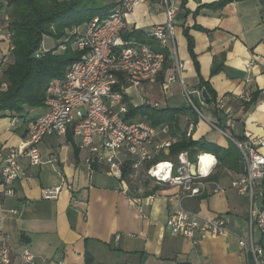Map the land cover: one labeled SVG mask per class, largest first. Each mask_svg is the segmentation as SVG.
<instances>
[{
    "label": "crops",
    "instance_id": "0c3cea01",
    "mask_svg": "<svg viewBox=\"0 0 264 264\" xmlns=\"http://www.w3.org/2000/svg\"><path fill=\"white\" fill-rule=\"evenodd\" d=\"M118 1L96 0L97 4L104 2L99 5ZM213 1L216 0H187L183 7L182 0H171L176 10L173 24L184 87L198 106L206 109L204 112L201 108L205 116L218 123L199 87L200 76L209 81L222 104L221 124L226 127L230 120L236 123L234 129L226 128L228 133L248 131L264 138V0L233 2L219 10L202 8L195 14L198 6ZM126 18L130 30L143 31L166 21L161 0L136 5ZM185 29L194 39L200 75L188 50ZM3 30L0 28V62L9 48ZM216 63L223 68L211 75ZM172 71H161L158 83L145 88L146 102L140 104H151L152 93L162 87ZM174 85L183 89L179 81L171 87ZM254 93L256 101L246 110L238 97L243 94L250 99ZM128 99L134 103L132 95ZM44 110L31 109L29 116ZM26 120L10 113L0 116V166L5 151L26 140ZM181 128L190 132L194 140L204 139L224 148L231 143L199 116L196 126L189 116H183ZM66 134H50L43 139L39 166L30 165L26 156L19 157L25 176L12 183L14 194L6 193L0 185V217L12 250L5 264H20V255L26 249L34 254L35 264H248L238 242L240 237L249 236L248 199L230 188L231 180L242 173L240 166L224 167L218 159L211 179L224 190L214 193L209 189L207 194L183 200L185 208L203 216L225 215L231 229L227 236L204 237L195 243L171 234L166 226L169 197L178 194L177 187L156 185L141 173L122 182L108 173L107 165L90 168L85 162L87 152L79 149L76 153ZM72 135L78 146L79 139ZM194 151L203 152L193 148L190 158ZM261 151L264 154V147ZM55 187H60L56 199L42 197L44 189ZM132 197L141 198L135 202ZM254 237L262 240L259 231H254Z\"/></svg>",
    "mask_w": 264,
    "mask_h": 264
},
{
    "label": "built area",
    "instance_id": "2783aa9c",
    "mask_svg": "<svg viewBox=\"0 0 264 264\" xmlns=\"http://www.w3.org/2000/svg\"><path fill=\"white\" fill-rule=\"evenodd\" d=\"M146 1L119 0L107 14L93 17L83 25L82 30H76L81 57L68 67L64 79L51 82L44 112L27 122L26 140L17 148L5 151L0 166V185L6 188V193L14 194L12 183L25 176L19 157H28L32 166L41 165L40 144L43 139L50 134L64 135L70 129L79 139V149L87 152L85 162L88 167L107 165L108 173L123 182L122 170L129 164L128 178L141 173L156 185L179 189L177 195L169 197L166 226L171 234L195 243L204 237L227 236L231 229L225 215L203 216L183 205L187 197L207 194L209 189L214 193L224 190L220 183L211 179L218 165V157L208 153L210 159H204L207 153L200 152L192 160L189 151H185L176 160L165 159L174 142L169 138V127L154 126L146 119L127 116L129 90L135 89L142 101L146 102L145 88L158 83L166 62L164 51L124 36L130 31L127 14ZM161 5L166 21L152 25L148 36L157 41L161 48H168L173 60V71L162 83V88L168 91L173 83L179 81L200 119L207 120L241 151L244 172L230 183V188L248 199L246 217L249 236L239 238L240 252L248 264H264V154L261 151L264 138L243 131L245 139H235L226 129L208 119L191 98L182 81L183 64L178 58L173 24L176 10L171 0H161ZM5 20H8L7 15ZM6 36L10 44L11 34L7 32ZM251 65L249 63L247 66ZM244 99L243 94L239 95L238 100ZM218 103L221 107V102ZM153 106L160 107V104ZM235 127L236 123L230 120L228 128ZM190 134L188 132L187 135ZM59 192L60 187L47 188L43 190L42 197L56 199ZM123 192L128 193V189H123ZM140 198L132 197L135 202H139ZM254 231L261 233L262 240H255ZM10 254L12 250L3 230V217H0V264L9 262ZM20 264H35L34 254L28 249L24 250L20 255Z\"/></svg>",
    "mask_w": 264,
    "mask_h": 264
},
{
    "label": "trees",
    "instance_id": "16d2710c",
    "mask_svg": "<svg viewBox=\"0 0 264 264\" xmlns=\"http://www.w3.org/2000/svg\"><path fill=\"white\" fill-rule=\"evenodd\" d=\"M238 1L243 0H216L204 3L198 6L195 14L202 8L219 10L225 5ZM186 2L187 0H182L183 7ZM115 4L99 5L96 0H0V26L5 28L6 33L11 34L8 51L0 62V116L10 113L12 116L26 118L27 124L28 120L34 117L29 116L31 109H44L51 82L64 79L68 67L81 57L82 53L77 48L79 34L76 30L93 17L107 14ZM6 15L8 20H5ZM196 27L202 29L198 25ZM148 35L149 31L133 29L124 36L128 39L135 38L156 50L164 51L166 62L163 70L173 69L169 49L161 48L159 43ZM45 36L53 38L56 44L46 48L43 42ZM185 36L188 39V50L200 75L199 62L194 51V39L190 36L188 29H185ZM222 68V64L216 63L211 70V75L218 73ZM199 78H201L200 89H206L210 97L206 104L211 106L213 115L218 118L217 124L226 129L228 126L224 127L221 124V107L216 92L209 81L201 76ZM256 98L257 95L254 93L250 99L246 97L238 102L248 110ZM127 102L128 118L140 117L154 126L169 127V138L174 142L165 159L176 160L181 152L198 147L203 152L218 156L221 166L238 165L241 168L240 172H244L241 151L233 141L228 148H224L204 139L194 140L191 134L187 135V130L181 128L183 116H189L195 126L198 122V113L192 105L155 107L152 104L137 105L130 100ZM66 136V140L73 144L75 152L78 153L79 147L75 144L70 129ZM232 136L237 140L245 139L242 131L239 134L232 132ZM95 166L97 165H93L92 168ZM129 174L130 166L126 164L122 170V178L130 181Z\"/></svg>",
    "mask_w": 264,
    "mask_h": 264
},
{
    "label": "rangeland",
    "instance_id": "374dc122",
    "mask_svg": "<svg viewBox=\"0 0 264 264\" xmlns=\"http://www.w3.org/2000/svg\"><path fill=\"white\" fill-rule=\"evenodd\" d=\"M99 4H104V2H99ZM0 28L4 29L3 31L5 32V28H3L2 26H0ZM83 28H84V26L82 25L80 27V29L82 30ZM43 42H44V46L46 48H51L56 44L54 39L51 37H48V36L44 37ZM173 84H175V83H173ZM129 95H132L134 103H137V104L142 103L141 102L142 97L136 92L135 89H130ZM191 98H192V96H191ZM155 100H158L161 103L160 104L161 107H165V106L184 107L185 105L190 104V100H189L188 96L186 95V93L184 92V90L183 89L182 90L177 89L175 87V85L173 87H171L168 91H164L162 87L158 88L156 93H154V94L152 93L150 103L155 104V102H154ZM200 107L204 110V112H206V109L203 106H200ZM195 150H198V147H195ZM197 154H198V151H194L191 155V158L195 159Z\"/></svg>",
    "mask_w": 264,
    "mask_h": 264
},
{
    "label": "water",
    "instance_id": "95a60500",
    "mask_svg": "<svg viewBox=\"0 0 264 264\" xmlns=\"http://www.w3.org/2000/svg\"><path fill=\"white\" fill-rule=\"evenodd\" d=\"M201 92H202V98L204 99V101L208 102L210 100V97H209L206 89L203 88Z\"/></svg>",
    "mask_w": 264,
    "mask_h": 264
},
{
    "label": "bare ground",
    "instance_id": "6f19581e",
    "mask_svg": "<svg viewBox=\"0 0 264 264\" xmlns=\"http://www.w3.org/2000/svg\"><path fill=\"white\" fill-rule=\"evenodd\" d=\"M204 159H210V156L208 155V153L206 156H204Z\"/></svg>",
    "mask_w": 264,
    "mask_h": 264
}]
</instances>
